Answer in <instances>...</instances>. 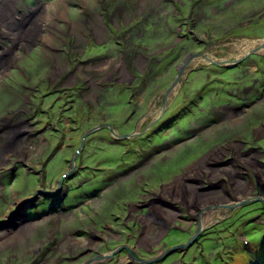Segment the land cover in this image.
<instances>
[{
    "label": "rangeland",
    "instance_id": "obj_1",
    "mask_svg": "<svg viewBox=\"0 0 264 264\" xmlns=\"http://www.w3.org/2000/svg\"><path fill=\"white\" fill-rule=\"evenodd\" d=\"M198 1H14L12 7L17 10L12 14L24 18L18 28L25 25V29L19 40L6 36L0 41V264H112V257L116 264H129L132 260L125 249L118 254L121 248L147 264L185 244L205 208H227L255 193L264 198V155L260 151L247 153L253 148L264 150V48L248 57L240 53L245 42L254 43L251 50H255L264 39V0H242L208 10L199 8ZM217 11L220 15L215 16ZM182 23H186L184 28ZM188 31L191 38H200L210 47L204 54L208 60L199 58L202 62H227L212 69L222 77L204 72L200 78L198 73L187 76V69H199L194 66L200 55L185 51L168 70H163L164 65L158 67V81L153 80L132 102L134 94L129 91L114 99L98 100L100 91L91 87H98L124 57L123 49L115 47L117 55L99 68L92 63L78 65L72 78L89 81L90 89L82 95L83 86L78 96H73L70 90L74 86L58 87L62 90L60 106L66 110L49 108L52 97L47 88L52 92L57 86L52 80L60 70L72 63L71 72L84 61L88 54L81 58L83 52L103 51L111 46L114 36L128 32L133 37L130 47L137 52L141 66L143 58L175 47ZM203 32L206 38H202ZM32 35L37 40L29 41ZM88 43L101 49L87 50ZM254 62H259L257 68ZM185 64L187 68L180 73ZM247 65V71L238 70ZM252 73L256 80L233 84ZM176 81L167 101L170 110L158 115L159 108L148 117H161L160 121H140L134 139L121 146L112 144L117 140L110 139L107 129L98 131L99 135L86 139L84 151L71 168L83 132L111 124L116 133L123 134L117 128L123 130L129 122L132 125L152 108L156 91L171 90ZM243 83H248V100L258 102L240 111L227 108L218 116L217 111L226 107L221 92L238 97ZM203 88L198 108H190V117L180 119L186 112L178 115L177 109L189 108ZM193 133L195 137L189 138ZM176 207L182 212H176ZM225 208L205 212L201 219L222 213L220 220L225 222L229 218ZM237 213L242 216L235 213L230 228L215 227L211 231H215L214 237L209 235L196 246L201 252L202 246L206 247L204 253L196 249L183 252L186 263L264 264L261 202ZM244 215L250 216L242 221ZM172 227L178 231L176 237L170 236ZM208 248L217 250L207 253ZM247 254L256 261L247 259Z\"/></svg>",
    "mask_w": 264,
    "mask_h": 264
},
{
    "label": "flooded vegetation",
    "instance_id": "obj_2",
    "mask_svg": "<svg viewBox=\"0 0 264 264\" xmlns=\"http://www.w3.org/2000/svg\"><path fill=\"white\" fill-rule=\"evenodd\" d=\"M193 1L196 3L198 0H193ZM206 1L207 0H199L197 3V5L201 6L199 8H201L202 10L203 9L208 10V9H211L212 7L220 8L224 5L225 6H231L234 4V2H242V0H208L209 3H205ZM244 2H247V1L244 0ZM218 15H220V13L217 11L215 13V16H218ZM215 18H217V17H215ZM192 22H195V21H192ZM185 25H186V23H182L183 28L185 27ZM194 25H196V24L193 23V26ZM188 33L189 34H186V35L182 34V36L180 37L182 39L181 42L176 43L175 47L171 46L169 49H165V50L161 49L158 53L150 54L149 56L143 58V63L141 66L138 65V63H140V59L137 58V52L134 50V48L130 47L132 45L131 41L133 40V37L128 32L122 36H120V35L114 36L116 38L112 41L111 46L108 47L107 49L103 50V51H98L101 53H98L96 51L83 52L84 54L81 58L87 57V54H88V57L84 61H81L79 64H76L74 66V68H72V70L73 69L74 70L71 72H68V70L72 66L71 65L72 63H70V65L65 67L63 70H60V73H57L55 78L52 80V85L57 84V86L55 88H53L52 92L48 91L49 87L47 88L48 89L47 94L50 97H52L51 101L49 103H47L49 105V108H50V106H52V110H56V111L66 110V108H63L62 106H60L61 102H62V96H60V94H62V90H60V88H58V87H62L63 85L74 86V88L70 90L73 92L72 93L73 96L74 95L78 96V94L80 93V89L83 86H86V87L84 88L82 95L84 92H86L88 89H90V86H88V84L90 83L89 81L80 79L77 76L72 78L74 73L76 71H78V65L84 66L85 64L88 65V64L92 63V64H96L94 66V68H99L102 63L108 62L115 55H117V51L113 50L115 47L120 49V50L123 49L124 57L121 56L119 60L117 59L118 63L116 66H114L112 68V70L109 72V75L107 77H104L103 80H100V83H98V87L96 84H93L95 89L92 87H91V89L100 91V94L107 92V94L105 96L99 94L100 97L97 96V99L99 98L98 100H100L102 98H104V99L105 98L106 99L107 98H113L114 99V98L122 96L126 91H129L130 93L134 94V96H132V98H131V102H132V99L138 98L144 92L145 89H147L150 85H152L154 83L153 80L156 79L155 81H158L157 78L159 76L156 75V70L158 67L161 68V66L164 65L165 67L163 68V70L164 71L168 70L172 66V64H174L175 62L178 61L180 56L183 55V57H184L183 53L185 51H187V53L189 51H195L196 52L195 54L200 55L206 61L208 60V58L204 56V54L208 53V50L210 49V47H208L206 45V41L201 40L200 38L196 39L195 36L191 38L190 31H188ZM235 35H237V33H235ZM202 38H206L204 32H203ZM107 42H109V41H107ZM185 43H186V45H185ZM106 44H108V43H106ZM103 47H104V45H103ZM203 48H204V50H206V52H204V53H202ZM86 49L87 50L88 49L100 50L101 47H98V46H95L94 44L88 43ZM120 53H121V51H120ZM200 56L197 57L198 58L197 64H196V66H194V67H198L199 69H191V68L187 69V71H186L187 76L188 75L191 76V74L198 73V77L200 78L201 73L204 72V73H206V75H208L210 77L212 75H214L213 77H216V78H217V76L220 77L221 75H218L219 73H216L212 70V69H215L216 66L211 65L212 64L211 62H208V63L202 62L201 59H199ZM104 60H106V61H104ZM102 61H104V62H102ZM53 62L54 61L52 60V63ZM259 62H262V61L259 60ZM259 62H254L253 65L256 66V68H257ZM203 68H209V69H203ZM107 69H109V68L107 67ZM247 69H249L248 65L246 66V69H244V70H240V68L238 67L239 71H247ZM146 70H147V77L145 79V77L143 78V72ZM176 70H177V68H176ZM191 70L193 72H190ZM52 71H53V69H52ZM215 75H217V76H215ZM252 78H253V73H252V75H248V76L245 74L244 77L237 79L239 81L238 83L233 82V84L239 85L241 81L250 80ZM252 80H256V78H253ZM227 81H229V80H227ZM220 82H222V81L220 80ZM179 83H180V81H179ZM99 87H101V89H99ZM176 87H174V88H176ZM239 87L240 88H239L238 94H237L238 97H236L233 93L228 94L227 91L221 92L223 97L225 98L224 103L226 104V107L220 108L217 111L218 116L226 113L227 108H234L235 110L240 111L242 108L253 107V105H255L256 102H258V101H253V99H252V101L248 100V97H247L248 83H243ZM165 91L164 92L156 91V93L154 94L153 102H152V108L148 112L145 111V112L141 113L140 116L135 118L134 121L132 122V125H131V122H129V124H127L123 128V130H119L117 128V131L119 133L124 131L123 134H120V135H129V134L134 133L137 130V128L139 126L138 123L140 121L146 122L148 119H149V122L153 121V120H157V119L160 121L161 117H156V118H153V117L148 118V117L150 116L151 111H153V113H155V111L159 108H161V110L162 109H166V110L168 109L169 102H167V101H168L169 96H167ZM174 91H175V89H174ZM204 91H205V88L198 91L197 99H193V100H191V102H189V106H190L189 108L180 105L181 107H179L177 109V110H179L178 115H180V112L182 110H183L182 113L186 112L185 114H183V116L180 119L184 120L185 118L190 117V115H191V111L189 110L190 108H192V111L195 108H198V103L202 99L201 94H204ZM133 97H135V98H133ZM229 97H231L230 100H229ZM261 97H263V95H261ZM156 101H158L157 105L153 106V104ZM131 102L129 101L128 103H131ZM55 106H57V109H55ZM165 106H167V107L165 108ZM168 110H170V108ZM131 113L133 115L135 113V110H133ZM159 113H158V115H159ZM164 114H166V113H164ZM177 120L178 119H175V121H177ZM98 126H100V125H98ZM98 126L92 127L90 129L86 130L85 132H83L82 136L79 139V143L83 142L84 148H85L86 139L89 138L90 136L98 133V131H100V130H96V131H93L92 133H90L91 130L96 129ZM172 126L173 125H170V127H172ZM72 127H75V126H72ZM112 127H113V130L115 131L116 127L115 126H112ZM71 129H72L71 132L74 131L73 128H71ZM105 129L108 130V128H105ZM56 130L57 129H55L53 132H55ZM108 132H109L108 136H110V139L113 140L109 130H108ZM100 133L101 132H99L98 135ZM52 134H54V133H52ZM193 137H195L194 133L191 136H189V138H193ZM128 143H127V141H124V140H118L116 142H112V144H116L118 146L127 145ZM183 144L184 143H182V145ZM58 147L56 148V150L58 149ZM84 148H82L76 155H75V153L77 152L78 148L73 152L70 164H71V162H73V163L76 162L75 160H76L77 155L79 153L83 152ZM253 151H260L259 154L264 155V150L261 151L260 148L259 149L253 148L252 150L248 151L247 153H251ZM247 153H245V154H247ZM59 185H61V182H59ZM59 189H60V187H59ZM176 208L179 209L178 207H176ZM182 218L185 220H188V222H192L189 217H187V218L182 217ZM134 222L137 223L136 221H134ZM171 230H172V233L170 234V236L176 237L178 235V231L175 230L174 227H172ZM137 234H138V230H135V236H137ZM209 235H212L214 237V235L211 232H208V233L203 234L202 237L198 238V243L197 242L196 243L199 244L201 241L206 239ZM168 236L169 235H167V237ZM167 237H165L164 240H166ZM168 239H170V238H168ZM104 240H107V239H104ZM164 245H166V244H164ZM164 245H163V248H166ZM192 248L188 250L189 253L192 251ZM140 254H141V252H140ZM172 256H174L173 261L169 260V258ZM172 256H170L168 259H159L161 257L160 256L157 259L151 260L147 264H171L172 262H174L172 264H187L186 261L184 260V258H185L184 254H180L179 252H177V253H174V255H172ZM142 257L149 259L151 256L146 257L145 255H142ZM143 262H141V260L129 261V264H144L145 262L144 263ZM116 263H113V264H116Z\"/></svg>",
    "mask_w": 264,
    "mask_h": 264
},
{
    "label": "bare ground",
    "instance_id": "obj_3",
    "mask_svg": "<svg viewBox=\"0 0 264 264\" xmlns=\"http://www.w3.org/2000/svg\"><path fill=\"white\" fill-rule=\"evenodd\" d=\"M14 1L15 0H0V41L2 40V38H5L6 36H8L10 38H14V39H18L19 40L22 37L21 34H23V32H24L25 25L24 26L20 25L21 27L18 28L19 21L23 20L24 18L21 17L20 15L17 16L15 14V16H14L12 14L13 11L17 10L15 7H12V5H14ZM2 8H3L4 12L2 11ZM6 8H7V11H6ZM6 12H8V14ZM39 26L42 27V25H39ZM8 37H6V38H8ZM35 37L36 36L32 35L29 38V41H35V40H37ZM49 38L51 39L52 37L51 36L50 37H47V39H49ZM47 39H44V40L47 41V43H48V40ZM260 43L258 42V44H260ZM253 45H254V43L250 44L248 42H245V46H244L245 47V50L241 48L240 49V53L243 54V52H245V55H246V53H248L249 51H251V48L253 47ZM238 48L239 47L237 46L236 49H238ZM7 52L9 53V54L7 53L8 55L11 54L8 50H7ZM190 62H192V60ZM211 63H213V62H211ZM0 66H1V64H0ZM176 86H177V83L173 87H176ZM174 89L175 88H173L167 94V96H170V93L173 94L174 93ZM113 133L116 134L115 132H113ZM236 204H238V203L234 202L232 205H236ZM232 205H227V206L229 207V206H232ZM219 207H221V206H215V207H207V208H205L204 211L200 212V215H199V218H198L197 221L199 222L201 220L200 224L202 223V225H206V224H209V223H211V222H213L215 220H220V218L223 216L222 213L211 214L210 216H207L206 218L201 219V215H203L205 212H208V211H221L222 209L225 208V207H221V209H220Z\"/></svg>",
    "mask_w": 264,
    "mask_h": 264
},
{
    "label": "water",
    "instance_id": "obj_4",
    "mask_svg": "<svg viewBox=\"0 0 264 264\" xmlns=\"http://www.w3.org/2000/svg\"><path fill=\"white\" fill-rule=\"evenodd\" d=\"M257 42H259V41H257ZM263 48H264V39L262 40V42H261L259 48L255 49V50H251V51H249V52L245 55V57H248V56H251V55H255V54L258 53V51H259L260 49H263ZM240 61H241V59L236 60V62H234V64L236 65V64L240 63ZM224 63H227V62H226L225 60H215V62L213 61V63H212L211 65H213V66H217V67H223V66H224ZM187 65H188V64H185V65H184L183 70H181L180 73H182V72L187 68ZM232 68H233V67H228V69H232ZM191 71H192V70H191ZM181 78H182V76L180 77V75H179V76H178V79H181ZM178 79H177V81H178ZM177 81L173 84V86L177 83ZM173 86L171 87V90L174 88ZM171 90H167V91H166V94H168ZM163 112H164V109L162 110L161 114H163ZM105 127H106V126L102 125V126L96 128V129H94V130H91L90 133H92L93 131L99 130V129H104ZM108 128H109V131L111 132V134H112L114 137H116L118 140H129V139H132V138L135 136V134H133V133H132V134H129V135H116V134L113 133V129H112V126H111V125H109ZM86 135H87V134H86ZM83 145H84V143L81 142V143H80V146H79V148H78V150H77V152L75 153V155H76V154H77V153L83 148ZM71 166H72V164H71ZM46 195H47V194H46ZM255 198H256V199H255V200H252L251 202H254V201H259V202H261V204H262V206H263V209H264V199H263L262 197H260V196H256ZM245 203H248V202L240 203V204H238V206H237V205L229 206V207H227V211H228L229 213H231L232 211H234V209H235L236 207H240V206L246 205ZM219 208H221V207H219ZM218 221H220V220H218ZM218 221H213V222H212L211 224H209L208 226H206L207 224H206V225H202V223L200 224L201 220H200L199 222L196 221L197 226H196L195 232L190 236V238L187 240V242H186L185 244H180V245L174 246L173 248H170V250H168V251H167L163 256H161L159 259H164L167 255L173 254V253H175L176 251L184 250V249H188V248H190V247L193 245V243L197 241L198 237L201 235V233H202L203 231H205L206 229H208V228L214 226L216 223H218ZM123 249L127 250L126 248H123ZM123 249L121 248V249H119V251H117V252L120 253ZM127 252H128L129 257H130L131 259H133V260H137V258L133 255V253H132L130 250H127ZM98 258L101 259L102 257H98ZM143 263H144V262H143ZM85 264H88V262H86Z\"/></svg>",
    "mask_w": 264,
    "mask_h": 264
},
{
    "label": "clouds",
    "instance_id": "obj_5",
    "mask_svg": "<svg viewBox=\"0 0 264 264\" xmlns=\"http://www.w3.org/2000/svg\"><path fill=\"white\" fill-rule=\"evenodd\" d=\"M219 60H221V59H219ZM217 67V66H216ZM217 68H219V67H217ZM203 95V94H202ZM201 95V96H202ZM166 109H164V111H165ZM161 112H162V110L160 111V114H161ZM159 114V115H160ZM100 126H102L101 124H99ZM98 126V125H97ZM100 126H98V127H100ZM112 126V125H111ZM95 127V126H94ZM97 127V128H98ZM105 129V128H104ZM112 129H113V127H112ZM99 130H102V129H99ZM108 130H109V128H108ZM113 132H115L114 130H113ZM116 133V132H115ZM110 134H111V132H110ZM133 134H135V133H133ZM116 135H120V134H117L116 133ZM111 136H112V138H113V140H117L118 141V139L116 138V137H114L112 134H111ZM132 139H134V137L132 138ZM132 139H129V140H132ZM124 141H128V140H124ZM79 146H80V143H79ZM79 146L77 147V148H79ZM83 148H84V145H83ZM71 164H72V166H71ZM71 164H70V166H71V168L73 167V165H74V163L73 162H71ZM48 194H50V193H47V195ZM256 196H260V197H262V195H260L259 193H255V195L254 196H251V197H248V198H246V199H242V200H240V201H235L236 203H238V204H240V203H243V202H248V203H245L246 205H243V206H240V207H236L235 209H234V211H232L231 213H229L228 211H227V208H225V210H226V214L228 215V217L227 216H225L224 218L226 219V218H228L225 222H221L222 220H224V219H222V220H220L218 223H216L214 226H212V227H210V228H208V229H206L205 231H203L202 233H201V235L198 237V238H200V237H202V235L203 234H205V233H208V232H211L212 230H214V228L215 227H218V226H220V228L221 227H224V226H227L228 225V228H230V226H231V224H230V220H231V218L234 216V214L236 213V217H241L242 215H239V213H237V211L238 210H241V209H247V207H249V206H251L254 202H251L252 200H255L256 198ZM263 198V197H262ZM264 199V198H263ZM238 204H236L237 206H238ZM179 208V207H178ZM176 212H182L181 210H180V208L179 209H176L175 210ZM251 211H253V208L251 209ZM247 213H250V211H246ZM225 214V213H224ZM189 216V215H188ZM224 216V215H223ZM245 216V218L242 220V221H245V219L248 217V216H250V215H244ZM257 220V219H256ZM255 220V221H256ZM215 221H217V220H215ZM212 223V222H211ZM211 223H209V224H211ZM209 224H207L206 226H208ZM176 230V229H175ZM195 232V231H194ZM193 232V233H194ZM224 232V231H223ZM192 233V234H193ZM213 235L215 234V231L214 232H211ZM191 234V235H192ZM220 234H222V233H220ZM225 234H227V233H224V235ZM190 235V236H191ZM190 238V237H189ZM187 241V240H186ZM185 241V242H186ZM197 243H198V239H197V241H196ZM196 242H194L193 243V245L190 247V248H188V249H184V250H179V251H176L175 253H177V252H179L180 254H183V252H186V251H188L189 249H191L192 247V249H196V250H198L197 248H196V246L198 245ZM182 244H184V243H182ZM244 245H246V243H244ZM202 248H203V252H201L200 250H198V251H200L201 252V254L202 253H204V251H205V249H206V247H204V246H202ZM124 250V249H123ZM217 249H214V250H212V251H210L209 250V248L207 249V253H213V252H215ZM126 252H127V250H126ZM220 252H222V251H220ZM121 253V252H120ZM120 253H118V254H120ZM222 253H224V255H225V252H222ZM134 255V254H133ZM130 258V257H129ZM194 258H196V257H194ZM131 259V258H130ZM247 259H254L255 260V258L253 257V255L252 254H247ZM132 261H137V260H133V259H131ZM110 262H112V264L113 263H116V259H114V257H112V259H110L109 260ZM256 261V260H255ZM254 261V262H255ZM141 262H143V261H141ZM145 264V263H144Z\"/></svg>",
    "mask_w": 264,
    "mask_h": 264
},
{
    "label": "trees",
    "instance_id": "obj_6",
    "mask_svg": "<svg viewBox=\"0 0 264 264\" xmlns=\"http://www.w3.org/2000/svg\"><path fill=\"white\" fill-rule=\"evenodd\" d=\"M257 235H258V233H257Z\"/></svg>",
    "mask_w": 264,
    "mask_h": 264
}]
</instances>
